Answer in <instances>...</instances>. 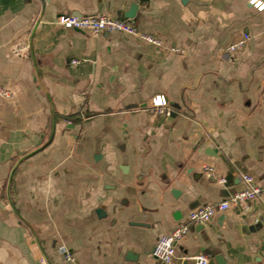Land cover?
Listing matches in <instances>:
<instances>
[{
  "label": "crops",
  "instance_id": "1",
  "mask_svg": "<svg viewBox=\"0 0 264 264\" xmlns=\"http://www.w3.org/2000/svg\"><path fill=\"white\" fill-rule=\"evenodd\" d=\"M62 14L129 19L164 47L69 28ZM0 85L14 93L0 95V264H153L158 237L245 188L244 173L261 194L191 224L168 264L202 253L264 264V9L0 0ZM157 94L169 114L151 105Z\"/></svg>",
  "mask_w": 264,
  "mask_h": 264
},
{
  "label": "built area",
  "instance_id": "2",
  "mask_svg": "<svg viewBox=\"0 0 264 264\" xmlns=\"http://www.w3.org/2000/svg\"><path fill=\"white\" fill-rule=\"evenodd\" d=\"M250 1L257 9H264V3L262 1ZM55 21L56 23L69 28L90 30L94 34H99L102 32H121L130 36H134L141 41L150 43L154 46L164 47L161 39L153 34L140 31L129 19H120L108 15L76 16L72 14H62L56 17ZM249 39L250 34H244L240 39L229 44L224 49L225 54L230 55L241 50ZM169 49L173 51H179V48L175 46H172ZM20 52L21 48H17L16 53L19 54ZM74 62L77 63L78 60H75ZM0 95L4 97H11L14 95V93L12 90L0 85ZM151 105L158 113H170L168 99L164 94H157L153 96L151 99ZM204 169L210 177L218 180L221 183H226V178L217 174L213 166H205ZM241 177L246 184L245 188L234 193L223 201L205 204L191 210L188 214L186 222L179 223L171 230V232L160 235L153 251L155 258L153 264H168L173 261V259L177 256V243L189 231L191 224L205 223L215 216L217 212L225 211L233 205H239L249 200H253L261 194L262 188L256 183L254 176L244 173ZM61 250L65 252L66 258L68 260L72 258V255L66 248L62 247ZM182 264H211V259L208 254L202 253L196 256L183 258Z\"/></svg>",
  "mask_w": 264,
  "mask_h": 264
},
{
  "label": "water",
  "instance_id": "3",
  "mask_svg": "<svg viewBox=\"0 0 264 264\" xmlns=\"http://www.w3.org/2000/svg\"><path fill=\"white\" fill-rule=\"evenodd\" d=\"M136 11H137V6H136V5H133V6L131 7V9L129 10V12H127V13L125 14V16H126L127 18H133V17H135V15H136Z\"/></svg>",
  "mask_w": 264,
  "mask_h": 264
}]
</instances>
